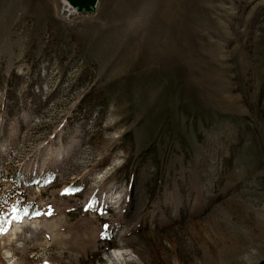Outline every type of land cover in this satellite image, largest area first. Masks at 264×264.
<instances>
[{"label":"rangeland","instance_id":"rangeland-1","mask_svg":"<svg viewBox=\"0 0 264 264\" xmlns=\"http://www.w3.org/2000/svg\"><path fill=\"white\" fill-rule=\"evenodd\" d=\"M0 224L4 264H259L264 0H0Z\"/></svg>","mask_w":264,"mask_h":264},{"label":"water","instance_id":"water-1","mask_svg":"<svg viewBox=\"0 0 264 264\" xmlns=\"http://www.w3.org/2000/svg\"><path fill=\"white\" fill-rule=\"evenodd\" d=\"M72 5L80 11H91L97 5L99 0H70ZM264 264V258L259 262Z\"/></svg>","mask_w":264,"mask_h":264},{"label":"bare ground","instance_id":"bare-ground-1","mask_svg":"<svg viewBox=\"0 0 264 264\" xmlns=\"http://www.w3.org/2000/svg\"><path fill=\"white\" fill-rule=\"evenodd\" d=\"M69 5L73 6L70 0H65ZM124 254L120 252H114L111 256V264H123ZM0 264H4L0 262Z\"/></svg>","mask_w":264,"mask_h":264},{"label":"snow or ice","instance_id":"snow-or-ice-1","mask_svg":"<svg viewBox=\"0 0 264 264\" xmlns=\"http://www.w3.org/2000/svg\"><path fill=\"white\" fill-rule=\"evenodd\" d=\"M17 210L16 209H13V212H16ZM25 215H27V213L25 212ZM16 220H21L22 217H20L19 215H16L14 217ZM7 232V229L5 227L2 226V224H0V233H5Z\"/></svg>","mask_w":264,"mask_h":264}]
</instances>
